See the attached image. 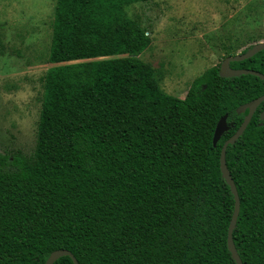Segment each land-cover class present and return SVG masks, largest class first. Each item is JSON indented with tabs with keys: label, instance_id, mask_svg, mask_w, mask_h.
<instances>
[{
	"label": "trees",
	"instance_id": "trees-1",
	"mask_svg": "<svg viewBox=\"0 0 264 264\" xmlns=\"http://www.w3.org/2000/svg\"><path fill=\"white\" fill-rule=\"evenodd\" d=\"M153 1L56 0L50 64L124 57L45 73L34 151L0 153V264H44L57 250L78 264H235L220 150L247 114L237 109L264 95V81L221 78L218 64L183 99L164 93L138 60L150 30L125 14ZM230 67L264 75V50ZM263 111L264 102L225 153L242 264H264ZM225 115L228 131L213 147Z\"/></svg>",
	"mask_w": 264,
	"mask_h": 264
},
{
	"label": "rangeland",
	"instance_id": "rangeland-1",
	"mask_svg": "<svg viewBox=\"0 0 264 264\" xmlns=\"http://www.w3.org/2000/svg\"><path fill=\"white\" fill-rule=\"evenodd\" d=\"M56 0H0V153L30 155L42 100V79L54 67L123 58L50 64ZM150 30L138 60L159 88L183 99L190 83L225 57L264 41V0H156L125 8Z\"/></svg>",
	"mask_w": 264,
	"mask_h": 264
},
{
	"label": "water",
	"instance_id": "water-1",
	"mask_svg": "<svg viewBox=\"0 0 264 264\" xmlns=\"http://www.w3.org/2000/svg\"><path fill=\"white\" fill-rule=\"evenodd\" d=\"M262 50H264V41L259 42L255 45L251 46L244 53H239V54H236L233 56L226 57L220 63L219 76L221 78H233V77H238L241 75H252V76L257 77L260 80L264 81V75L259 73V72H256L253 70L232 69L230 67V63L241 62V61H244L246 59H249ZM262 102H264V95L253 100V101H251V102H249V103H247V104H245V105L240 106L237 109V114H244L245 112H247V114L244 116V119H243L241 125L239 126V128L236 130V132L228 140H226L224 142V144L222 145L221 150H220L219 166H220L221 176L224 179V181L226 182L227 186L229 187L230 192H231L233 199H234V209H233V213H232L231 220H230L229 227H228V231H227V249L230 252L231 257L234 260L235 264H242L238 254H237V251L235 249L233 239H232V233H233V230H234L235 225H236V220H237V216L239 213L240 203H239V197H238L236 186H235V184L231 178V175L227 169V165H226V161H225V153H226L227 147L229 145H233L237 141V139L243 134V132L247 128L248 124L250 123L251 118L254 115L256 109L258 108V106ZM226 119H227V116L226 115L223 116L218 121V123L215 127L213 138H212L213 147L216 146V144L218 143L222 134L225 133L226 131H228ZM260 120L264 121V111L260 114ZM66 256L71 259L72 264H78V262L76 261L74 256L66 250H57V251L52 252L44 264H53L59 258L66 257Z\"/></svg>",
	"mask_w": 264,
	"mask_h": 264
}]
</instances>
